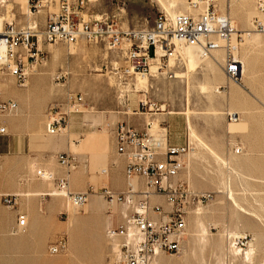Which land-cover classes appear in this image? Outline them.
<instances>
[{
  "label": "rangeland",
  "instance_id": "obj_1",
  "mask_svg": "<svg viewBox=\"0 0 264 264\" xmlns=\"http://www.w3.org/2000/svg\"><path fill=\"white\" fill-rule=\"evenodd\" d=\"M160 1L70 0L69 14L74 20L86 22L116 16L123 30H142L151 28L159 14L174 17L191 12L188 0ZM41 5L31 12L28 0H0L3 25L37 26V33H42L63 11L60 0H41ZM217 10L230 17L241 31L233 44L237 57L246 65V84L241 81L242 73L236 82L230 81L220 66H214L213 59L197 60L189 47L175 42V53L166 60V71L151 77L144 88L148 79L124 71L128 67L127 42L113 50L106 42L82 38L73 44L40 43L44 61L29 69L25 87H19L15 78L0 82L2 99L18 104L16 113L2 118L8 134L0 140V196L40 195L54 201L59 211L54 216L47 213L44 230L38 233L18 228L13 215L18 207L5 206L6 212L0 217V264H114L121 239L108 237L110 228L105 218L121 208L125 212L126 205H110L101 195L109 171L108 151L91 152L84 160L89 164L95 195L106 205L103 217L93 216L91 221L84 217L88 205L90 209L99 207L96 196L91 204L76 208L58 194L53 181L38 178L37 172H52L59 178L69 175L71 179L76 169L68 174L58 156L85 154L76 147L75 139L81 142L94 135L110 139L108 123L116 125L143 114L152 115L147 117L153 124V136L168 132L175 140L191 142L194 148L183 156L184 169L175 182L212 194L207 202L188 209L182 250L177 255H163L165 261L244 264L243 254L251 250L250 264H264V34L253 27V20L264 19V15L259 13L257 0H219ZM246 31L252 33L248 39L242 36ZM215 57L222 58V62L224 52H216ZM168 71L175 74L172 79ZM218 87L224 91L222 94ZM69 93L84 98L81 112L72 115L77 130L68 127L58 135H50L49 111L63 104ZM233 93L236 102L227 101V95ZM229 113L238 114L239 120L229 122ZM103 170L107 172L103 174ZM79 184L73 181L71 190L75 192ZM61 238L67 242L66 249L51 255L49 248ZM235 249L238 256L233 253Z\"/></svg>",
  "mask_w": 264,
  "mask_h": 264
},
{
  "label": "built area",
  "instance_id": "obj_2",
  "mask_svg": "<svg viewBox=\"0 0 264 264\" xmlns=\"http://www.w3.org/2000/svg\"><path fill=\"white\" fill-rule=\"evenodd\" d=\"M28 1L31 12L42 7L41 0ZM69 1L60 0L63 14L51 19L40 34L37 33V26L16 27L11 23L0 26V82L15 78L19 87H25L29 69L33 64L44 61L40 43L73 44L80 38L106 42L113 50L127 42L130 45L126 52L128 67L124 68L127 73L147 76L158 49L163 54L159 72H165L169 66L166 60L175 53V42L197 48L202 59H213L216 52L223 51L221 69L230 81L236 82L242 73L243 64L233 44L234 36L237 39L240 32L230 17L219 14V0H188L191 12L174 17L159 14L151 28L142 30H123L116 16L100 17L93 22L74 20L69 14ZM257 8L264 15V0H257ZM253 27L264 34V19L255 18ZM167 73L171 79L175 76L169 71ZM2 95L0 88V139L8 134L2 118L18 110L14 100H3ZM83 106L82 95L67 94L63 104L52 106L49 111L48 134L58 135L66 130L71 116L80 113ZM227 119L236 123L239 115L229 113ZM113 133L116 151L127 162V179L141 178L144 181L142 187L129 185L123 193L116 194L107 189L102 192V197L110 204L123 203L127 208L122 224L107 232L110 238L121 239L114 264H158L160 255L181 252L187 237L188 209L193 204L207 202L212 194L196 192L184 182H175L184 169L183 156L194 149L190 143L172 146L167 141V134L155 137L138 131L126 122L117 123ZM236 151L239 152L238 149ZM58 162L68 174L77 168V160L71 154H60ZM37 176L53 181L58 194L68 198L76 208L88 203L90 193L72 192L69 175L59 178L52 172L40 170ZM17 198V195L6 194L2 196V201L8 208L15 209ZM17 224L18 228L25 229L27 219L19 217ZM66 247V240L61 238L49 248V252L58 255Z\"/></svg>",
  "mask_w": 264,
  "mask_h": 264
},
{
  "label": "crops",
  "instance_id": "obj_3",
  "mask_svg": "<svg viewBox=\"0 0 264 264\" xmlns=\"http://www.w3.org/2000/svg\"><path fill=\"white\" fill-rule=\"evenodd\" d=\"M221 59L216 58V60H213V62L215 64L214 66H220L221 67V63H222ZM212 70L214 71L215 69H212ZM151 77L155 78L154 76H151ZM151 77L147 78L148 80L145 83L144 88H146L148 86V84H150V78ZM246 83L247 82H245V84ZM240 87H242V86H240ZM236 99H237V97H236L235 93L230 94L229 96L227 95V101L236 102ZM262 105H264V104L262 103ZM147 116H152V115L143 114L137 119H127L126 122L130 126L134 127L135 129H137L138 131H140L142 133L147 132V133L151 134V131L153 130V124L148 122V119H150V118H148ZM149 125H151V127H149ZM114 126H115V124H111V123H108L106 125L107 131L110 132V134H111L110 139H105L103 136L94 135V136L86 137V139L81 140V142H79L77 139L74 140L76 147L78 149H79V147H81L80 149H83L86 152H85V154H73V156L78 161V166L76 168V171L71 174V176H70L71 179L69 178L70 179V186H72L73 181L80 182V184L76 187V190L74 193H84V192L90 193L89 201H88V203L90 202L89 204H91V202L93 201V200L91 201V198L93 196H96L95 195L96 192L94 190L95 187L92 184V182L94 180H93L92 175L89 173V164L87 165L86 162L84 161V160L89 159V154L91 152L99 153V152H102L104 150H107L109 153V157H107V161H106V163L109 166L108 177L103 181L104 186L101 188L102 192L105 189H107V190H110L116 194H119V193L125 192L128 189L129 185H133L136 187H142L144 185V181L141 178H133L130 180L127 179L126 174H125L127 162H126V159L123 156H120L116 151V142H115V137H114V133H113ZM68 127L71 128L73 131L77 130V127L75 126V119L73 118V116H71V118H70V122H69ZM189 128L191 130V133L193 132L195 134L191 124L189 125ZM165 129L168 130V128H165ZM163 135L164 134H161L160 136H163ZM167 141L172 146H184V145L191 143V142L188 143L187 140H185V141L184 140H175L170 135H168V132H167ZM114 159H115V161H113ZM71 181H72V184H71ZM34 189H36V188H28V190H34ZM1 191H3L2 188H0V192ZM102 192H101V195H102ZM3 195H5V194H3ZM3 195L0 196L1 197V199H0V217L6 212V207H7V206L5 207L4 204H2L3 203L2 202V196ZM10 195H17V194H10ZM96 198H97V196H96ZM43 200H44V198H41L40 195L29 194V193L22 195L21 198L18 197L17 198L18 204L16 206L18 208H17V210H15L13 212L14 213L13 215L15 217L16 226L18 227V224H17L18 218L19 217H25L27 219L26 228H28L29 230L32 229L33 231H38V233H40V231H43L44 230L43 222L45 220L44 218L47 215V213H49V215L51 214L54 216V215H57L59 212L54 201H51V200H49V201L44 200L43 201ZM97 201L99 202V205H98L99 207L96 209H90L89 205H88V209L85 212V217H84L85 220L91 221V219L94 216L92 214H94V212L96 210H101V212L103 214V210L106 208V205L99 198H97ZM123 210L124 209L121 208V209H118V211H116V212L115 211L109 212L110 217L108 219L104 217L106 224L110 229L118 228L122 224V222L124 221V216L126 215V212H127V208H126L125 212ZM159 264H168V263L165 261L164 257L161 256L159 258Z\"/></svg>",
  "mask_w": 264,
  "mask_h": 264
},
{
  "label": "bare ground",
  "instance_id": "obj_4",
  "mask_svg": "<svg viewBox=\"0 0 264 264\" xmlns=\"http://www.w3.org/2000/svg\"><path fill=\"white\" fill-rule=\"evenodd\" d=\"M163 1V0H162ZM162 1H160V2H162ZM163 3V2H162ZM165 5V4H164ZM167 9V8H166ZM168 13H170L171 14V12L168 10ZM1 25H3V20L1 19V17H0V26ZM241 32V31H240ZM252 35V33H250V32H248V31H246V32H244L243 34H242V36H246L245 37V39H248L250 36ZM236 41V36H234V38H233V42H235ZM188 51H190V52H192L193 53V56L197 59V60H202L201 58H200V56H199V50L197 49V48H194V47H189V49H188ZM163 56V54H162V52L158 49L157 50V53H156V57L152 60V63H151V71H150V73L147 75V76H143V75H141L142 77H140L141 79H147L148 77H151V76H154V77H156V74L159 72V62H160V58ZM184 60V59H183ZM213 60H216V57L215 58H213ZM242 64H243V69H242V77L243 78H241V81L243 80H245L244 79V75H245V73H246V65H245V63H243L242 62ZM225 75V74H224ZM227 79V78H226ZM146 82V81H145ZM244 82H246V80L244 81ZM231 83V82H230ZM237 85H241V82H239V83H236ZM242 88H244V86H242ZM217 91L219 92V93H223L224 91H221L220 90V87H218V89H217ZM192 134L193 135H195L193 132H192ZM107 171L106 170H103V174L104 173H106ZM107 175V174H106ZM107 202V201H106ZM111 205V204H110ZM77 215V214H76ZM92 215H94V216H102L103 214H102V212H101V210H96L95 212H94V214H92ZM79 217V216H78ZM103 217V216H102ZM102 217H100L101 219H103ZM83 218V217H82ZM99 218V217H98ZM97 218V219H98ZM79 219H81V216H80V218ZM101 219L99 220V221H101ZM201 226V225H200ZM216 226V225H215ZM109 237V236H108ZM229 238V237H228ZM246 239V238H245ZM237 249H239L238 247H237ZM241 250V249H240ZM117 251V250H116ZM241 251H243V250H241ZM233 253H234V255H236V256H238V251L235 249L234 251H233ZM161 256H163V255H160L159 257H158V264H159V258L161 257ZM79 258V257H78ZM242 260H243V262H244V264H250L251 262H252V251L250 250V251H246L244 254H243V257H242Z\"/></svg>",
  "mask_w": 264,
  "mask_h": 264
}]
</instances>
